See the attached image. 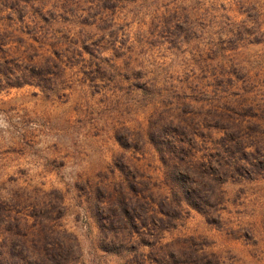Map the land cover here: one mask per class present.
<instances>
[{"label": "rangeland", "instance_id": "1", "mask_svg": "<svg viewBox=\"0 0 264 264\" xmlns=\"http://www.w3.org/2000/svg\"><path fill=\"white\" fill-rule=\"evenodd\" d=\"M0 264H264V0H0Z\"/></svg>", "mask_w": 264, "mask_h": 264}]
</instances>
